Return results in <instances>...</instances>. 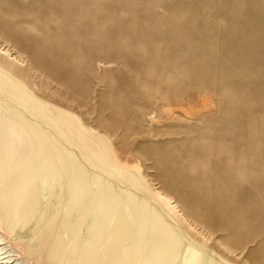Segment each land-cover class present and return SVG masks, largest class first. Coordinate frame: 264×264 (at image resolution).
Returning <instances> with one entry per match:
<instances>
[{
    "label": "rangeland",
    "instance_id": "rangeland-1",
    "mask_svg": "<svg viewBox=\"0 0 264 264\" xmlns=\"http://www.w3.org/2000/svg\"><path fill=\"white\" fill-rule=\"evenodd\" d=\"M0 68L108 138L189 242L264 264V0H0Z\"/></svg>",
    "mask_w": 264,
    "mask_h": 264
},
{
    "label": "bare ground",
    "instance_id": "bare-ground-1",
    "mask_svg": "<svg viewBox=\"0 0 264 264\" xmlns=\"http://www.w3.org/2000/svg\"><path fill=\"white\" fill-rule=\"evenodd\" d=\"M176 207L0 68V264H221L174 227Z\"/></svg>",
    "mask_w": 264,
    "mask_h": 264
}]
</instances>
